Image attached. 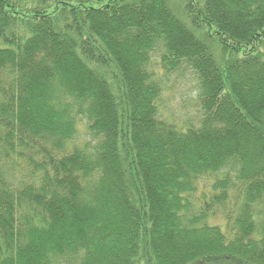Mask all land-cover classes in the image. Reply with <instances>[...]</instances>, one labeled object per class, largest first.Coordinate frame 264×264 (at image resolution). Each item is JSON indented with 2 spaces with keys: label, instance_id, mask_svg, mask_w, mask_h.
Listing matches in <instances>:
<instances>
[{
  "label": "trees",
  "instance_id": "16d2710c",
  "mask_svg": "<svg viewBox=\"0 0 264 264\" xmlns=\"http://www.w3.org/2000/svg\"><path fill=\"white\" fill-rule=\"evenodd\" d=\"M0 264H264V0H0Z\"/></svg>",
  "mask_w": 264,
  "mask_h": 264
},
{
  "label": "rangeland",
  "instance_id": "374dc122",
  "mask_svg": "<svg viewBox=\"0 0 264 264\" xmlns=\"http://www.w3.org/2000/svg\"><path fill=\"white\" fill-rule=\"evenodd\" d=\"M159 52V49L155 50L151 58V68L158 71V78L162 85L158 101V117L176 123L178 126L197 125L201 117V108L198 79L195 72L186 64L187 62H183L172 72L161 70L157 60ZM79 117L81 116H78V131L72 140V145H83L93 140L86 133V119L83 117L82 120ZM221 218L222 216L218 215L212 222L219 223Z\"/></svg>",
  "mask_w": 264,
  "mask_h": 264
}]
</instances>
